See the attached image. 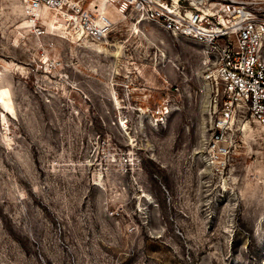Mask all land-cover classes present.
I'll return each instance as SVG.
<instances>
[{
  "label": "rangeland",
  "instance_id": "374dc122",
  "mask_svg": "<svg viewBox=\"0 0 264 264\" xmlns=\"http://www.w3.org/2000/svg\"><path fill=\"white\" fill-rule=\"evenodd\" d=\"M107 11L0 0V264H264V129L216 127L205 46Z\"/></svg>",
  "mask_w": 264,
  "mask_h": 264
},
{
  "label": "built area",
  "instance_id": "2783aa9c",
  "mask_svg": "<svg viewBox=\"0 0 264 264\" xmlns=\"http://www.w3.org/2000/svg\"><path fill=\"white\" fill-rule=\"evenodd\" d=\"M82 1L20 0L30 17L41 6L59 12L70 7L72 19L77 20L85 35L97 36L106 31L109 22L84 8ZM105 1L121 12L134 13L172 34L205 46L210 64L207 77L221 85L218 129L245 115L264 129V12L255 0ZM213 145L218 153H226L224 142Z\"/></svg>",
  "mask_w": 264,
  "mask_h": 264
},
{
  "label": "bare ground",
  "instance_id": "6f19581e",
  "mask_svg": "<svg viewBox=\"0 0 264 264\" xmlns=\"http://www.w3.org/2000/svg\"><path fill=\"white\" fill-rule=\"evenodd\" d=\"M113 6L115 7L117 12L122 13L121 10L117 6H115V5H113ZM40 8H46V7L41 6V7L37 8V9H34L33 14H39V9ZM107 8H108V5H107L106 1L103 0L102 10L98 11V14H99L100 19H102L103 21H106V22L108 21L109 22L110 18H109V14L107 13L108 12ZM48 10H50V9H48ZM60 12H61L62 18L59 19V20H61V21H66L67 22L68 19H71V17H73L68 10L61 9ZM30 21L33 22L32 20H30ZM61 23L62 22H60V24ZM75 23H76L75 26L77 27L78 35H82L83 36L84 35V30L82 29V27H80V25H79V23L77 22L76 19H75Z\"/></svg>",
  "mask_w": 264,
  "mask_h": 264
}]
</instances>
